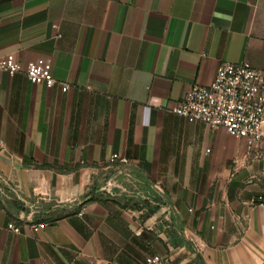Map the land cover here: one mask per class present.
Instances as JSON below:
<instances>
[{"label":"crops","instance_id":"crops-1","mask_svg":"<svg viewBox=\"0 0 264 264\" xmlns=\"http://www.w3.org/2000/svg\"><path fill=\"white\" fill-rule=\"evenodd\" d=\"M0 59V264H264V145L175 111L264 72V0H0Z\"/></svg>","mask_w":264,"mask_h":264},{"label":"built area","instance_id":"built-area-1","mask_svg":"<svg viewBox=\"0 0 264 264\" xmlns=\"http://www.w3.org/2000/svg\"><path fill=\"white\" fill-rule=\"evenodd\" d=\"M18 70L15 61L0 59V72L15 74ZM26 74L32 84H45L48 87L59 84L64 92L70 89L69 84L59 82L52 71L41 64H28ZM175 111L213 129L224 128L230 135L245 139L248 153L251 154L256 147L264 145V72L247 62L224 61L214 81L210 85L194 86ZM110 162L112 165L130 163L127 157L120 154H114ZM109 183L107 188L110 187ZM44 226L42 223L35 224L33 229L40 231ZM9 227L16 229L12 223ZM154 260L158 264H170L159 256Z\"/></svg>","mask_w":264,"mask_h":264},{"label":"rangeland","instance_id":"rangeland-1","mask_svg":"<svg viewBox=\"0 0 264 264\" xmlns=\"http://www.w3.org/2000/svg\"><path fill=\"white\" fill-rule=\"evenodd\" d=\"M123 195H125L126 200H128L127 194L125 193ZM54 204L55 203L53 201H49V202L41 201L39 204H35L38 207L37 209L36 208H31L30 209L28 207H25V203L22 202L20 204H15L14 207H15V210H17V212H18V214L16 215L17 217H23V218L27 217V219L31 220V221H36V220L45 221V220H49V219L61 216L63 214V211L62 210H58V211L50 213V214H43V213L39 214V213H35L34 210L44 211V210L53 208Z\"/></svg>","mask_w":264,"mask_h":264}]
</instances>
